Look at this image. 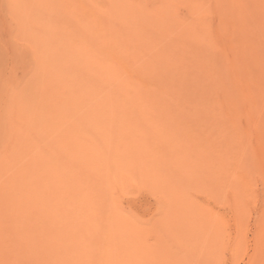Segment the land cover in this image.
Masks as SVG:
<instances>
[{"label": "rangeland", "instance_id": "1", "mask_svg": "<svg viewBox=\"0 0 264 264\" xmlns=\"http://www.w3.org/2000/svg\"><path fill=\"white\" fill-rule=\"evenodd\" d=\"M240 1L0 0V156L20 113L36 122L55 121L59 131L75 129L68 134L74 149L70 154L58 149L56 155L66 184L59 209L74 252L85 254L87 264H99L116 228L114 215L124 232L122 245L131 243L130 262L124 264H264V164L258 143L263 124L246 122V129L247 118L237 120L246 153L242 167L231 160L235 186L219 176L211 158L235 120L227 109L219 125L209 120V108H223L219 80L243 88L251 75L240 61L253 58L249 48L259 47L261 39L247 38L255 35L258 9L253 10V0ZM236 47L246 51L238 56ZM97 61L103 70L117 68L122 89L131 82L165 100L148 105L144 115L136 112L145 105L115 110L91 102L90 67L103 71ZM113 83H106L111 92ZM104 137L110 139L106 147ZM23 149L28 155L32 148L24 144ZM243 167L249 178L245 187ZM11 226L3 224L0 234L13 233ZM51 235L54 248L47 250L66 252L54 242L56 230ZM9 240L4 235L0 243Z\"/></svg>", "mask_w": 264, "mask_h": 264}, {"label": "bare ground", "instance_id": "2", "mask_svg": "<svg viewBox=\"0 0 264 264\" xmlns=\"http://www.w3.org/2000/svg\"><path fill=\"white\" fill-rule=\"evenodd\" d=\"M241 4L242 3H240V6ZM253 4L254 6H256L255 9V7L251 4L252 7H254L253 10L258 9V14H259L256 15L255 12L254 13L251 12L255 14V16H258V20L256 22L257 24L252 25L254 27L251 26L254 29L253 31H255L254 32L255 35L253 34L254 36H252V38H249L250 37L249 35L246 36H249L247 37L248 39H253L254 37V41L253 40L252 41L255 42V36L259 35L261 37L259 42L260 44L259 47L254 48V50L249 48V50H251L253 53L255 52V55L250 54L251 58L253 56L252 59L247 58L248 61L246 60L247 62H242V63L240 61V65L247 63V65L249 66L248 67L246 65V67H248L250 70L249 71L250 74L247 76L250 77L251 75L250 77L251 80L248 79L250 81L247 82L246 85L243 86V88L241 89H237V88L233 89L229 86L230 84L229 85L227 84L229 83L228 81L225 84V82H222L223 80L221 81L219 80V84L217 85V87L219 91L224 94L225 97L223 101L224 109L219 107L218 109L214 106L209 108L210 110L209 120L216 121V125H219L220 121L224 120L225 109L231 111V118L232 117L235 118L234 121L232 120L233 132L228 134V136L224 135V137L221 136L218 138L219 152L217 153L216 156H211L213 167L216 169L219 176L222 177L226 176L224 180L226 182H229L231 186H235V182H234L235 177L233 176L232 173H230L231 168L229 167L231 164V160L238 159L237 165L239 167L243 162L241 157L244 156L246 153V149L244 147L245 140L243 139V133H242L243 125L240 128V126H238L237 120L240 119L241 117L247 118V119L243 118L244 120H242L244 127L246 129H249L246 122L251 123L252 121V123L257 127H259V125L261 126L262 123L263 126L261 127L262 130L264 131V0H253ZM242 5L244 6V3ZM245 7H250V6L246 5ZM252 7L250 8L252 9ZM241 9L243 10V8ZM234 12L232 11V14ZM237 27L238 25L236 26V28ZM232 28L234 30L235 27ZM237 30L239 29L237 28ZM243 31L245 32V34L249 33V30L246 31L245 29ZM244 32L242 33L241 31L240 34H242L243 36ZM245 37H243V39H245ZM102 39L105 40L102 41L106 42L107 38H102ZM108 39L109 42L112 41V38H108ZM237 39L239 40V38ZM115 40H118V38ZM248 41L247 42L245 41L246 43H248L247 46L249 45ZM257 41L255 43H257ZM112 42H115L114 38ZM236 44L239 47L241 42ZM103 45L105 47V44ZM119 47L117 49H119ZM237 49L239 50V48ZM243 50L246 51V48L242 49L241 51ZM241 51L239 50L238 54L240 55L238 56H241L240 53ZM242 54L243 57L246 58V56H244V53ZM247 57L249 56L247 55ZM102 59H99L98 61ZM238 59H240V57ZM98 61H97L98 63L97 66L98 67H100V65L102 66V64H99ZM217 61H219L218 64H220L221 66L223 65L222 64L223 61L222 62L220 60ZM235 61L238 62V60ZM236 62L235 65L238 64ZM100 63H102V61H100ZM111 64L113 66L114 63ZM112 66H110V69L112 68ZM238 66L239 65H236V67ZM100 68L101 70L104 69V68L102 69V67ZM114 68H112L111 71H113ZM218 68H220V71H222L219 65ZM111 71L109 70L100 71L99 69L97 70V68L90 67V79L87 81V90L91 102L109 104L111 107L114 106L115 110L117 109L116 106L125 105V104L134 105V106L145 105V107L144 106L143 108L141 107V110H138L136 112L139 115H144L148 113L147 111H145L148 105L154 103L157 104L165 100V98L161 97L156 92H150V91L147 92L146 90L145 91L140 90L137 85L132 84L130 81H129L130 83L127 82L126 84L128 85L129 83V85L125 86L128 88L126 90H124V88L122 89L121 82L124 79L123 80L121 79L120 81L118 78V75H120V73L117 72V75H115L114 74L115 71L113 72ZM242 72H240V74ZM225 75H227V70ZM215 76L217 75H214V80L217 82L218 80H216V78H218V76L217 77ZM110 81L114 82L113 84H117V87L114 88L112 92L109 91L106 87V83ZM124 83L125 82H123V85ZM163 93H166V91H163ZM180 100L182 101L183 98H180L179 101ZM103 111H105V109L100 110L101 115L103 114ZM21 115H22L21 113H20V117L19 115H17L18 116L17 118H19L20 120L16 121L17 118L15 119V121L13 120L14 123L16 122L18 123V124L16 123L17 125L16 127L12 125L13 127L10 128V126L8 125L9 126L7 127L8 130L14 129V127L15 129L13 131H10L11 133H9V131L6 132L9 134L7 135L8 137L7 136L5 137L4 135V137L6 138V139L4 138V144L7 145V152L4 157L0 156V229L1 226L6 222L11 223L13 226V227L11 226L12 227L11 229L12 230L14 229L13 233L12 231H10L9 234H6L4 232L0 234V240L3 239L4 235L9 236L10 238L9 245H4V243L3 244L0 243V264H87L85 254L83 255L82 253L74 252L72 239L67 234V227L65 226L63 227L64 220L60 216V209H59L62 204L63 206L65 204V192L63 191V189L66 184L64 178L65 176L62 177L61 173L57 169L56 155L58 153V149H59V153L61 151L63 152V154L64 153L70 154L73 148V144H70L71 141H69L70 137H68V134H70L69 133L70 131L73 132L75 129L67 132L64 131V129L59 131L58 125L60 124H57L55 121L45 120L42 122L41 121L36 122L35 120L36 118L35 119L33 117L21 118ZM29 115L32 114L30 113ZM217 115L219 116V118ZM9 120L11 122V119ZM253 124L249 126H252ZM189 127L191 128L192 124H190V126L188 125L187 129H189ZM258 138H259L258 143L260 146L259 158H260V162L264 164V135L262 138L260 137ZM107 140L110 141L109 138H105V137L103 138V144L105 147L109 144ZM24 144L25 145L28 144V147L31 146L32 148L30 154L28 155L24 154V149H23ZM25 151H27V149H25ZM26 153H28V151ZM24 158L26 159L27 162L29 161L30 162L26 163ZM257 161H258V157L255 160L256 164ZM258 165L261 164L258 163ZM243 168H245L244 171L246 172V174L241 176L242 178H240V180L242 186L245 187L248 183L249 178L246 167ZM101 199L102 198H100L99 200ZM26 206L27 208L30 209L27 213L25 211L27 209ZM24 207L26 208L25 210ZM94 211L95 208L91 210L92 213H94ZM107 212L109 213L108 216L110 217L112 215L111 211L108 209ZM17 217L21 218V224H19L18 226L17 224H15V222H17L16 219H18ZM111 219H112L111 221H113V223L116 225V228L114 227L113 229L110 230L111 233L113 232L111 236V241L110 238L109 240L105 241L104 248L100 251V255L98 257L99 258L98 263L124 264V259H127V261L130 262L129 249L131 243L130 244L127 243L126 247L122 245V236L124 235V232L120 228L121 227L120 220L116 215L111 217ZM19 221L20 220H18V222ZM53 230H56V238L54 241L55 244L56 245L58 244L59 246H64L65 250H67L66 252L65 251L61 252L59 250V252H56V254H54L55 253L54 251H56L58 247L54 249L52 254L48 251L50 249L52 251V248H54L52 246V241L54 240L52 238V235L50 238V232H52Z\"/></svg>", "mask_w": 264, "mask_h": 264}]
</instances>
